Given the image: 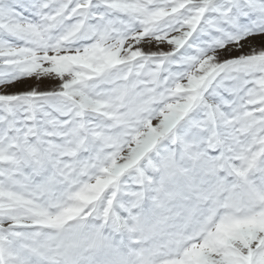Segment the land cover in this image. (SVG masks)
I'll return each mask as SVG.
<instances>
[{
	"label": "snow or ice",
	"instance_id": "snow-or-ice-1",
	"mask_svg": "<svg viewBox=\"0 0 264 264\" xmlns=\"http://www.w3.org/2000/svg\"><path fill=\"white\" fill-rule=\"evenodd\" d=\"M0 264H264V0H0Z\"/></svg>",
	"mask_w": 264,
	"mask_h": 264
}]
</instances>
